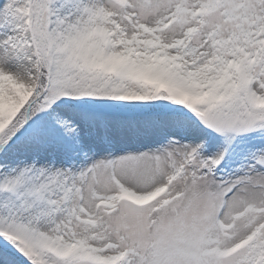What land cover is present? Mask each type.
<instances>
[{"label": "snow or ice", "instance_id": "snow-or-ice-1", "mask_svg": "<svg viewBox=\"0 0 264 264\" xmlns=\"http://www.w3.org/2000/svg\"><path fill=\"white\" fill-rule=\"evenodd\" d=\"M0 264H264V0H0Z\"/></svg>", "mask_w": 264, "mask_h": 264}]
</instances>
